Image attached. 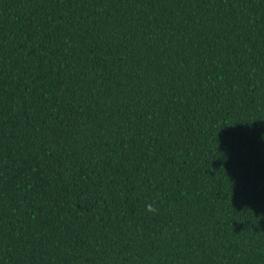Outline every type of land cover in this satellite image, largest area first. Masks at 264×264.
<instances>
[{
	"label": "trees",
	"instance_id": "16d2710c",
	"mask_svg": "<svg viewBox=\"0 0 264 264\" xmlns=\"http://www.w3.org/2000/svg\"><path fill=\"white\" fill-rule=\"evenodd\" d=\"M262 132L264 0H0V264H264Z\"/></svg>",
	"mask_w": 264,
	"mask_h": 264
},
{
	"label": "clouds",
	"instance_id": "9594fccd",
	"mask_svg": "<svg viewBox=\"0 0 264 264\" xmlns=\"http://www.w3.org/2000/svg\"><path fill=\"white\" fill-rule=\"evenodd\" d=\"M261 137H264V132L261 133ZM262 140H264V139H262ZM148 210H149V211H154L152 205H149V206H148Z\"/></svg>",
	"mask_w": 264,
	"mask_h": 264
}]
</instances>
